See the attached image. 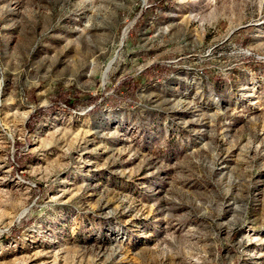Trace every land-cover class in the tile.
Here are the masks:
<instances>
[{
    "label": "rangeland",
    "instance_id": "1",
    "mask_svg": "<svg viewBox=\"0 0 264 264\" xmlns=\"http://www.w3.org/2000/svg\"><path fill=\"white\" fill-rule=\"evenodd\" d=\"M0 264H264V0H0Z\"/></svg>",
    "mask_w": 264,
    "mask_h": 264
}]
</instances>
